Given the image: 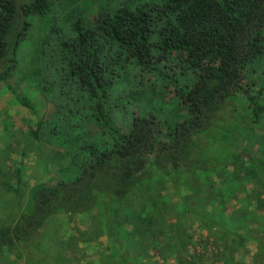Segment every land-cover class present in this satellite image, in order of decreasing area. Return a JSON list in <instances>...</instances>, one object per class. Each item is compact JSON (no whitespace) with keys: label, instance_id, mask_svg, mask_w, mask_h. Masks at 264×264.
Here are the masks:
<instances>
[{"label":"trees","instance_id":"1","mask_svg":"<svg viewBox=\"0 0 264 264\" xmlns=\"http://www.w3.org/2000/svg\"><path fill=\"white\" fill-rule=\"evenodd\" d=\"M3 93L0 264H264V0H0Z\"/></svg>","mask_w":264,"mask_h":264},{"label":"rangeland","instance_id":"2","mask_svg":"<svg viewBox=\"0 0 264 264\" xmlns=\"http://www.w3.org/2000/svg\"><path fill=\"white\" fill-rule=\"evenodd\" d=\"M22 3H29L32 0H19ZM11 108V102L9 101V98H7V96H5V93L0 94V118H6V111H10ZM9 113V112H8ZM2 121V120H1ZM4 124L2 122H0V136H2V133H4ZM14 131V130H13ZM14 134L16 135V132H14ZM14 137H18V136H14ZM12 138V137H11ZM13 140V139H11ZM2 146H0V150H1ZM6 151H0V156L3 157L5 156ZM35 156L34 159L31 160V167L28 169V171L26 172L28 178H27V182L28 184H34L35 182H39L42 181L43 177L47 174L45 173V170L47 167L45 166H49L50 162L49 160L43 156L39 150V148L36 146V143H33V147H32V156ZM45 167V168H44ZM57 167V165H56ZM51 169V168H50ZM52 173V171H51ZM22 189H26V187L24 186ZM24 191V190H23ZM0 226L2 225V219L5 220L6 217L9 216V214H13L11 211H8L5 207V205L3 204L6 201L5 199H2V197L0 198ZM9 200V198H7ZM13 199H15V203H19L21 200V198H17V196H14ZM47 234L49 236L48 241H52L54 243L59 242L62 239L65 238H69L70 234H72V231L69 227V225L67 223H52L50 225V229H48ZM105 238H102L101 241H104ZM98 244V242H97ZM130 247V246H128ZM101 250V249H100ZM99 248L93 244L90 248H89V254L91 255V262L90 264H107V262H109L108 260H104L106 253H103L102 250L100 251Z\"/></svg>","mask_w":264,"mask_h":264}]
</instances>
